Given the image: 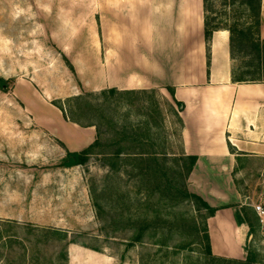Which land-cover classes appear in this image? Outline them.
I'll return each mask as SVG.
<instances>
[{
	"label": "rangeland",
	"instance_id": "obj_1",
	"mask_svg": "<svg viewBox=\"0 0 264 264\" xmlns=\"http://www.w3.org/2000/svg\"><path fill=\"white\" fill-rule=\"evenodd\" d=\"M37 3H46V0H0V79L4 82L0 84V225L64 230L69 239L100 249L96 253L111 258L110 264H204L202 230L206 210H199L190 200L174 205L167 200L182 182L191 192V182L174 173L172 159L174 155H181L180 125L171 103L156 91L123 96L119 104L115 102L111 106L113 119L118 124L111 128L105 122L100 131L107 143L115 144L111 141L120 140L115 132L122 122L143 124L146 121L152 139L144 142L145 147L152 146L156 152L168 155L165 161L159 157L167 176L159 177L161 185H154L152 189L141 184L135 176L137 171L123 163L118 164L119 171L108 179L109 169L103 158L96 155L90 156L84 165L61 166L68 150L57 132L63 125L62 119L69 123L64 116L69 113L66 100L77 95L87 98L94 105V112L90 111L85 121L91 117L100 123L95 109L102 106V97L84 81L94 85V69L78 68V71L72 63L74 55L61 52L52 36L59 32L63 35V31L58 22L47 19L43 6ZM206 15L218 28L237 24L240 29L252 21L245 7L233 0H208ZM67 25L69 34L79 28L78 22H67ZM242 60L247 62L249 58H239L235 64ZM58 104L63 105L64 111ZM153 111H156L154 116ZM125 144L126 141L121 142ZM168 179H171L170 189ZM106 183L112 186L114 196L109 201L106 193L101 195L98 210L90 192L109 190ZM241 185L251 194L250 203L259 202L264 207L256 183ZM119 196H125V202L115 207ZM142 225H151L142 244H129ZM171 228L176 232L169 233ZM20 233L23 237V232ZM157 243L165 244L160 247ZM248 247L256 249L258 264H264V234L260 229L246 244L243 257L232 259H243ZM19 249V246L15 248L16 254L8 247L1 249L2 264L17 259ZM39 249L40 264H61L55 260L60 243L50 241ZM67 255L66 264H75L68 249Z\"/></svg>",
	"mask_w": 264,
	"mask_h": 264
},
{
	"label": "crops",
	"instance_id": "obj_2",
	"mask_svg": "<svg viewBox=\"0 0 264 264\" xmlns=\"http://www.w3.org/2000/svg\"><path fill=\"white\" fill-rule=\"evenodd\" d=\"M36 5L58 22L63 35L54 33L52 40L62 53L74 55V67L94 69V85L84 79L90 90H153L171 103L180 119L181 155L196 158L188 177L191 192L216 209L205 220L212 254L242 258L253 236L248 225L260 229L253 205L261 203H250L252 196L241 183H256L264 200V82L232 81L227 29L213 31L207 50L204 0H46ZM67 22H78V30L69 34ZM259 36L264 40V0ZM176 102L183 104L181 111ZM61 122L58 138L69 152L96 138L94 128ZM86 251L76 244L68 247L75 264L112 262Z\"/></svg>",
	"mask_w": 264,
	"mask_h": 264
},
{
	"label": "trees",
	"instance_id": "obj_3",
	"mask_svg": "<svg viewBox=\"0 0 264 264\" xmlns=\"http://www.w3.org/2000/svg\"><path fill=\"white\" fill-rule=\"evenodd\" d=\"M238 1L241 6H244L245 9L250 13L249 17L252 19L251 23L248 25H242L239 29L237 24L230 25L225 28L230 33V55L232 59V81L234 82H264V40L260 39L259 30H260V8H261V0H233ZM207 3L208 0H204L205 11H207ZM205 40L207 44V50L209 51V40L213 33V31L219 29L213 22H211L208 16H205ZM248 57L249 61H241L240 64H235L237 59ZM4 83L2 79H0V84ZM171 96H173V90L168 89ZM102 97V106L100 108H96L95 112H97L99 121H93L90 118L89 121H85L87 118V114L90 111L94 112V105L87 101V98L84 96H73L66 100L68 114H65V118L74 124H77L80 127H95L96 130V138L95 140L88 145L86 148L82 149L78 152H67L66 157L63 159L61 166L64 168H71L73 166L84 165L90 158V156L96 155L101 156L103 158L104 165L109 169V177L111 179L116 172L119 171L118 164L123 163L122 165L128 166L132 170H136L137 174L135 175L139 182L143 185H150V188L154 189V185H161V181H159V177H167L166 170L161 164V159L159 157H163V161L168 160L167 153L156 152V150L152 146L144 145L145 141H150L152 139L151 128L150 125L145 121L143 124L136 123L132 124L131 122H122L119 125L118 130L115 132L116 136H120V140L111 141L113 143H107V140L102 138L103 132L100 131V126L106 122V124L113 126L111 128H115L117 121L113 119L112 111L114 110L111 106L123 97H130L137 93H145V92H134V91H118L115 89L103 90L99 92ZM113 104V105H112ZM178 110L181 111L183 109L182 103H177ZM57 107L64 111V107L62 104H58ZM152 108V105H150ZM174 111V110H173ZM153 111L151 114L154 116ZM174 116L177 118V121L180 125V119L178 118L177 112L174 111ZM122 141H126L125 145H121ZM109 142V141H108ZM160 159V160H159ZM175 164L176 169L174 173L180 178L186 179L189 177L194 164L196 162V158L192 156L174 155L172 159ZM123 161V162H120ZM180 171V172H179ZM174 180V179H173ZM110 181V180H109ZM170 181L168 179V189H170ZM105 186H109V190L105 191L101 190L97 193L95 190H92L91 197L94 203V206L99 210L101 207V195L105 194L108 196L109 201L114 196V193L111 191V185L106 183ZM175 194L172 197H168L167 200L170 201L173 205L179 204L183 201L190 200L192 201L197 208L206 210L207 217L212 216L216 209L210 207L206 202H204L199 196L189 192L186 188L184 182L182 185L174 189ZM125 196H119L118 200H116L117 205L119 202H125ZM114 201V200H113ZM113 206V203H112ZM250 233L256 232L257 225H248ZM151 229V225H142L138 227L137 232L131 238L130 243L134 245V243L143 242V237L147 231ZM169 233L176 232L175 229H168ZM23 232L24 236H20V232ZM156 228H154V234H156ZM204 234V264H258V253L256 249L247 248V255L244 259H232V258H224L215 256L212 254L210 240L208 235L207 225L204 221L203 227ZM163 235V233L161 234ZM50 241H57L60 243V250L56 255V262H61V264H66L68 260L67 249L68 245L76 244L80 245L84 248L90 249L95 252H100V249L96 247L85 246L80 243L77 239H69L68 233L61 229L55 228H40L33 225H0V250L4 247H8L10 252H15L16 247H20L21 253H18L19 257L14 259V261L6 260V264H40L39 257L37 253L40 251L39 247L41 245L47 244ZM202 242V241H201ZM160 247L164 246L165 243H157ZM130 245V246H131ZM16 254V252L14 253ZM3 255V253H2ZM2 255L0 254V264L3 263ZM8 261V263H7Z\"/></svg>",
	"mask_w": 264,
	"mask_h": 264
},
{
	"label": "built area",
	"instance_id": "obj_4",
	"mask_svg": "<svg viewBox=\"0 0 264 264\" xmlns=\"http://www.w3.org/2000/svg\"><path fill=\"white\" fill-rule=\"evenodd\" d=\"M253 209L256 212L260 223V231L264 234V207L260 204H255L253 205Z\"/></svg>",
	"mask_w": 264,
	"mask_h": 264
}]
</instances>
